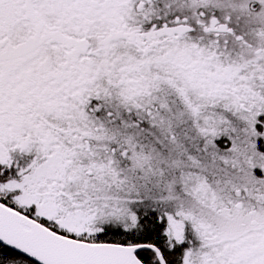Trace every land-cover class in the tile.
<instances>
[{"label": "snow or ice", "instance_id": "snow-or-ice-1", "mask_svg": "<svg viewBox=\"0 0 264 264\" xmlns=\"http://www.w3.org/2000/svg\"><path fill=\"white\" fill-rule=\"evenodd\" d=\"M0 264H264V0H0Z\"/></svg>", "mask_w": 264, "mask_h": 264}]
</instances>
